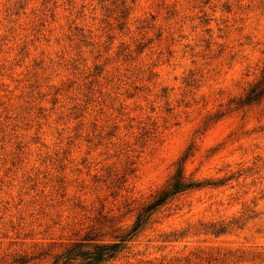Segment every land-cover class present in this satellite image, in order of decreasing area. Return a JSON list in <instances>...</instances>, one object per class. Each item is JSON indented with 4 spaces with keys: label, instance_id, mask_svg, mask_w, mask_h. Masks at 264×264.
<instances>
[{
    "label": "rangeland",
    "instance_id": "374dc122",
    "mask_svg": "<svg viewBox=\"0 0 264 264\" xmlns=\"http://www.w3.org/2000/svg\"><path fill=\"white\" fill-rule=\"evenodd\" d=\"M264 0H0V264L102 241L107 264H264Z\"/></svg>",
    "mask_w": 264,
    "mask_h": 264
},
{
    "label": "trees",
    "instance_id": "16d2710c",
    "mask_svg": "<svg viewBox=\"0 0 264 264\" xmlns=\"http://www.w3.org/2000/svg\"><path fill=\"white\" fill-rule=\"evenodd\" d=\"M264 98V62L258 79L245 93L241 104L257 103ZM201 183L189 181L183 174V160L164 187L137 211L131 226L115 235L111 241H102L97 235L86 232L65 245L59 253L54 254L51 264H107L125 248L126 244L148 223L151 216L166 205L176 195L201 187ZM30 260V259H29ZM28 258L14 260L16 264H26Z\"/></svg>",
    "mask_w": 264,
    "mask_h": 264
}]
</instances>
